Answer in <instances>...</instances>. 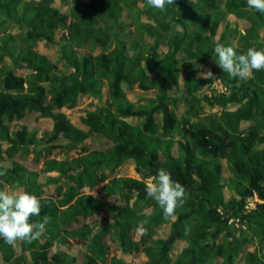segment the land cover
Segmentation results:
<instances>
[{"label":"trees","instance_id":"trees-1","mask_svg":"<svg viewBox=\"0 0 264 264\" xmlns=\"http://www.w3.org/2000/svg\"><path fill=\"white\" fill-rule=\"evenodd\" d=\"M62 1L70 6L67 12L54 6L55 0H0V158L3 143L9 145L11 157L18 150L28 153L41 140L53 144L63 138L71 147H78L103 135L113 145L74 158L46 160L42 171L58 174L47 177L45 183L58 184V199L45 197L38 171L19 162L7 168V179L41 201L40 217L32 220L48 217L49 222L43 241L22 242L21 248L30 250L29 256L25 252L16 255L0 239V264H109L106 229L94 232L88 225L70 224L78 215L103 209L109 205L106 198L121 190L126 191V203L114 206L121 213L114 223L120 248L133 252L148 242L144 249L149 258L144 264H234L244 245L255 242V236L259 244L248 251L245 264H264V202L244 213L246 199L255 192L264 199V71H254L241 80L209 66L227 89H212L206 96L203 90L214 80L197 79L195 67L209 64L217 44L233 46L238 54L250 47L264 49V14L246 10V0H175L164 12L148 6L146 0ZM229 14L250 24L246 33L239 32L237 44L234 29H225L217 38ZM142 15L150 20L143 21ZM12 21L27 30L8 33ZM129 23L135 31L129 30ZM59 30L66 32L58 37ZM39 41L58 45L60 58L77 73H62L56 62L35 49ZM89 44L91 51L99 48L100 53L83 54L80 48ZM158 46L163 47L162 52ZM185 62L191 64L185 71L183 89L189 106L180 118L173 107L178 99L170 96V90L179 84L175 68ZM18 69L28 73L19 74ZM135 82L145 89L155 88V100L130 101L125 86L130 89ZM104 90L106 100L83 118L87 130L77 128L62 111L76 106L81 94L101 98ZM203 101L213 108L222 106V112L208 116L207 121L200 118ZM27 110H38L53 121L43 139L27 131L26 125L9 130L10 123ZM135 117L140 119L136 125L128 121ZM56 146L44 148L50 153ZM130 160L141 178L113 177L104 185L105 199L82 193L84 187L94 188L108 179L105 169L115 171ZM225 165L231 172L227 182ZM161 168L186 189V202L172 220H164L162 210L145 191V182ZM225 188L231 191L229 197ZM0 190H5L2 182ZM149 206V211L142 209ZM232 215L239 216L253 235L240 239L237 232L245 231L229 223ZM145 219L149 221L144 225L147 235L135 240L134 231ZM168 222L172 226L169 235L154 237L155 227ZM72 236L90 237V252L82 261L60 250L51 254L52 246L65 244ZM179 239L188 244L173 260L171 248ZM218 257H222L221 263L216 262ZM113 262L123 264L117 256Z\"/></svg>","mask_w":264,"mask_h":264},{"label":"rangeland","instance_id":"rangeland-1","mask_svg":"<svg viewBox=\"0 0 264 264\" xmlns=\"http://www.w3.org/2000/svg\"><path fill=\"white\" fill-rule=\"evenodd\" d=\"M143 5V3H141ZM223 5V4H222ZM54 6L58 7L62 12H67L70 6L68 4H65L62 0H55ZM127 11L123 13V16L127 17ZM143 21H149L150 19L147 16L142 15L141 18ZM128 22H132L128 19ZM250 27L249 22L246 19L238 18L233 14H229L225 20L221 23L219 29L217 38L220 37L222 32L225 29H234V34L236 37L234 38V44H237V38L239 36V32L246 33V30ZM27 30V26H24L22 23L18 21H12L10 23V26L7 28L8 33H12L14 35L22 33L23 31ZM129 30L132 32L135 31V26L129 23ZM63 32H66V30H59L57 32L58 37L61 36ZM261 36L264 37V31L261 32ZM148 41L153 42V39L148 38ZM58 45H50L45 41H39L37 44V47L35 49L38 52L44 53L48 55V57L55 63L58 64L60 71L62 73L67 72H74L77 73V71L73 68L68 67L65 62L60 58V52L58 50ZM91 45H86L85 47L80 48V51H82L83 54H98L100 53L99 48H95V50H90ZM158 51L162 52L163 47L158 46ZM218 58V57H214ZM211 59L209 64L206 65L205 63H202L200 65L195 66L198 69V73L201 71H207L209 70V66H217L215 63V60ZM190 63H181L178 67L175 68L174 72L177 71L179 73V84H177L173 89L170 90V96L174 99H178L177 104H175L174 109L176 110L178 116L181 118L183 114L185 113L186 109L189 106V102L186 99V91L184 89V83H185V71L186 69L190 68ZM17 72L22 75H26L28 73V70L26 69H18ZM215 81H213L210 85L205 86L203 90V94L206 96H209L213 91V84ZM125 90L127 92V97L130 101L133 103H149L150 101L155 100L157 95V90L155 88L151 89H145L139 86L137 82H135L132 86V88L128 89V87L125 86ZM105 91V90H104ZM215 91L217 89L215 88ZM107 97V91L104 92V95L101 98L93 97L90 94H81L79 102L74 107H63L62 111L65 112L68 116V118L71 120V122L77 126V128L87 130L85 123L83 122V118L87 116L88 112L93 111L97 108V106L101 103H103L106 100ZM201 106L203 107V112L200 114V118L207 121L208 116L210 115H219L222 112L223 107L222 106H215V108L211 107L206 103V101H203ZM231 109H234V105H229ZM161 119V118H160ZM131 124L136 125V123L140 122V119L138 118H131L128 120ZM7 123V122H6ZM245 124V123H244ZM243 124V125H244ZM26 125V129L29 132H34L36 137L39 139H43L44 134L46 131H50L53 127V121L50 118L43 117L40 114V111L38 110H27L24 113V116L20 119L14 120L12 123H10L9 130L14 131L19 126ZM247 127V125L245 124ZM175 138H179V136H176ZM4 145V152L3 155L0 158V171H4L5 175L0 176V182L3 183L4 189L8 190L10 192H16V191H24V187L20 186L17 182H12L8 177L7 168L11 166L13 162H19L23 164L27 169L38 171L41 175V180L44 184V195L45 197H51L54 199H58V193H57V185L58 184H46V178L49 176L55 177L58 173H45L42 171V168L44 166V162L48 159H64V158H74L82 153H87L91 151L96 150H104L106 148H109L111 145H113L112 139L105 137L103 135H95V137L92 140H87L84 142H81L78 147H71L70 142L60 138L57 139L55 142L49 143L47 141L41 140L40 144L37 146L31 147V150L28 153H25L23 150H18L14 156H10L7 152V148L9 145L6 143H3ZM50 145H57L55 149H52V151L49 153L46 148ZM42 150L41 153H37L38 151ZM135 163L133 161H127L123 165H121L119 168H116L115 171H111L109 169H105V171L108 174V179L102 182H98L94 188L84 187L82 189V193L85 195H92L94 198L99 199H105L106 198V189L104 185L108 183L113 177L115 176H125L130 178H141L140 174L135 171ZM231 176L230 169L225 165L224 169V177L225 182L228 180V178ZM149 180V179H148ZM61 183V182H60ZM225 194L226 197H229L231 194V191L229 188H225ZM126 191H118L115 194H112L108 196L106 199L109 203L106 207L103 209H100L96 211L95 213L84 216V215H78L76 220H73L70 224V227H77V226H85L88 225L93 228L94 232L105 230L104 239L108 242L109 247L108 249V263L109 264H115L113 262V257L117 256L122 258L123 264H144L145 261L149 258V255L147 251L144 249V246L148 243H141L140 248H138L136 251L133 252H123V249H121L119 237L117 235L116 226H114V223L116 222V218L121 215V213L114 209V206L117 204H124L125 201ZM134 202V199L132 203ZM151 206L142 208L143 210L149 211ZM241 227V226H238ZM171 223H162L155 227L154 229V237H160L163 238L167 237L171 231ZM242 228L245 231V234H241V232H237L240 239L247 238L248 235H253V231L248 227L247 224L242 225ZM141 236H138L136 232L134 231V238L140 239ZM41 241L45 239L44 235H41ZM255 242L249 243L244 245V250L240 251V254L235 261L234 264H245L246 262V255L248 251L256 250V247L258 246V238L254 237ZM89 241L90 237H80V236H72L70 237L69 242L65 244H55L51 247V254L55 253L56 250L64 251L68 254H73L77 257L78 261H82L87 253L90 252L89 250ZM147 241V240H146ZM150 242V241H149ZM188 244V242L185 239H179L176 241L174 246L171 248L170 255L173 260H175L180 252L183 250V248ZM22 242H18L17 245L14 248L16 251V255L20 254L22 252H25L27 256H29L30 250L28 249H22ZM1 252H0V260L1 258ZM222 257H218L217 261L218 263H221Z\"/></svg>","mask_w":264,"mask_h":264},{"label":"clouds","instance_id":"clouds-1","mask_svg":"<svg viewBox=\"0 0 264 264\" xmlns=\"http://www.w3.org/2000/svg\"><path fill=\"white\" fill-rule=\"evenodd\" d=\"M151 8L164 12L167 6L175 0H146ZM247 9L264 14V0H246ZM214 58L217 66L228 75L230 79L240 78L246 80L253 72L264 71V49L248 48L244 54H238L233 46L217 44L214 47ZM213 79L211 69L198 73L197 79ZM5 175L0 171V176ZM147 197L154 200L162 210L164 220L175 219L177 210L186 202V189L179 182L173 180L171 173L166 169H159L156 176L145 182ZM42 210L40 199L27 191L10 192L0 190V239L4 243L15 247L18 242L31 244L38 241L45 231L48 217L39 218ZM147 219L141 221L135 232L138 236L147 235Z\"/></svg>","mask_w":264,"mask_h":264},{"label":"built area","instance_id":"built-area-1","mask_svg":"<svg viewBox=\"0 0 264 264\" xmlns=\"http://www.w3.org/2000/svg\"><path fill=\"white\" fill-rule=\"evenodd\" d=\"M213 89H217L218 92H225L227 87L224 85L223 81L218 78L215 80V83L213 84ZM264 202V199L257 193L255 192L252 196L248 197L245 202L244 206V213L248 214L250 212H253L255 209L258 208L260 204ZM229 223L236 225V226H244V224L241 221V218L236 215H232L229 217Z\"/></svg>","mask_w":264,"mask_h":264}]
</instances>
